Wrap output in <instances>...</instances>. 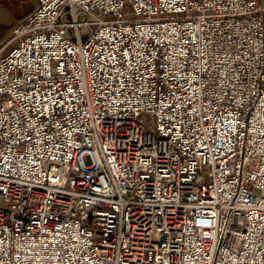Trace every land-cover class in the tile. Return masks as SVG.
Listing matches in <instances>:
<instances>
[{
	"label": "built area",
	"instance_id": "1",
	"mask_svg": "<svg viewBox=\"0 0 264 264\" xmlns=\"http://www.w3.org/2000/svg\"><path fill=\"white\" fill-rule=\"evenodd\" d=\"M0 37V264H264V0H33Z\"/></svg>",
	"mask_w": 264,
	"mask_h": 264
},
{
	"label": "crops",
	"instance_id": "2",
	"mask_svg": "<svg viewBox=\"0 0 264 264\" xmlns=\"http://www.w3.org/2000/svg\"><path fill=\"white\" fill-rule=\"evenodd\" d=\"M33 7V0H0V37L7 33L17 20L28 15Z\"/></svg>",
	"mask_w": 264,
	"mask_h": 264
}]
</instances>
